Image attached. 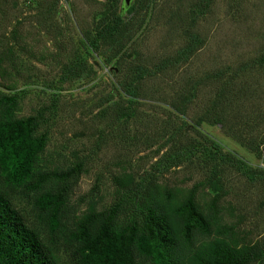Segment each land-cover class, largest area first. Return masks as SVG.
Returning <instances> with one entry per match:
<instances>
[{"label":"trees","instance_id":"16d2710c","mask_svg":"<svg viewBox=\"0 0 264 264\" xmlns=\"http://www.w3.org/2000/svg\"><path fill=\"white\" fill-rule=\"evenodd\" d=\"M211 1L194 0L183 15L172 11L167 19L179 16L180 43L168 52L149 55L136 47L140 42L137 31L151 12V0L123 1L118 10L107 0L91 28L82 32L83 50L79 47L63 64L59 82L93 72L85 53L95 52L112 64L120 90L113 86L104 94L97 114L110 131L117 126L125 132L133 126L126 139L136 140L153 158L141 170L120 166L110 177L115 193L106 205L97 207L91 198L84 208L73 207L69 194L83 170L82 160L64 167H43L39 156L48 142L43 127L47 109L39 106L17 116L19 92L0 91V264H264V236L252 238L239 221H226L222 215L223 210L234 215L232 202L226 199L229 172L237 171L263 185L264 167L249 166L196 128L202 121L224 125L219 107L229 98L221 99L213 87L228 70L188 74L182 70L178 78L171 77L202 46L204 38L196 23ZM11 34L15 36V30ZM18 44L25 51V44ZM11 55V46L0 54L1 78L10 75L3 62ZM263 63L264 53L240 69ZM229 81L228 71L222 86ZM170 83L174 90V86L168 89ZM14 86L13 82L4 84L9 90ZM204 87L208 92L212 89L213 96L206 95L205 109L189 125L183 116ZM144 98H156L163 103L161 107L171 110H165L164 117L149 116L140 110ZM230 129L227 126L226 131ZM190 130L194 135H189ZM262 131L235 137L257 152L264 139ZM184 165L200 175L189 186L161 179L171 168ZM17 189L31 202L35 220L14 201Z\"/></svg>","mask_w":264,"mask_h":264},{"label":"rangeland","instance_id":"374dc122","mask_svg":"<svg viewBox=\"0 0 264 264\" xmlns=\"http://www.w3.org/2000/svg\"><path fill=\"white\" fill-rule=\"evenodd\" d=\"M193 1L151 0V12L137 31L140 42L136 49L156 55L178 45L179 16L173 14L171 20L167 18L172 11L183 15ZM109 2L118 10L123 0ZM133 2L130 0L129 4ZM105 5L107 0H0V54L5 53L7 46L13 50V55L3 62L10 75L0 77V91L19 92L17 116L39 106L47 109L43 127L47 129L48 142L39 156L43 167H64L76 159L82 160L83 170L69 194L75 209L84 208L91 198L97 201V207L110 203L115 193L111 175L125 164L141 170L153 160L148 149H141L134 139H126L133 133V126H128L125 132L117 126L110 131L106 120L97 114V104L104 94L113 90V86L120 90L112 64L105 63L95 52L85 53L86 64L92 66L93 72L78 80L58 81L63 64L79 51L82 32L91 28L95 14ZM196 27L204 42L171 77L178 78L182 70L185 74L216 68L229 71L228 86H222L226 71L213 87L220 91L221 99L229 98L219 107L224 125L202 121L196 128L249 166H259V162L264 163L259 144L256 152L240 144L235 136L264 132V63L240 69L264 53V0H212L204 15L197 19ZM21 42L25 51L18 48ZM11 82L15 85L13 89L4 87ZM170 85L168 89L176 88ZM207 88H202L187 106L183 119L189 125L205 109L202 101L206 95L213 96L212 89L208 92ZM144 101L140 110L149 116L164 117L171 110L161 107L163 103L156 98H144ZM227 126L230 132L226 131ZM188 133L194 135L191 130ZM227 176L230 193L226 199L232 202L234 215L223 210V219L239 221L240 228L249 231L252 238L263 237L264 184L247 180L237 171ZM199 177L184 165L171 168L161 179L171 185L189 186ZM204 189L214 191L212 187ZM13 196L25 215L35 220L25 193L17 189Z\"/></svg>","mask_w":264,"mask_h":264},{"label":"built area","instance_id":"2783aa9c","mask_svg":"<svg viewBox=\"0 0 264 264\" xmlns=\"http://www.w3.org/2000/svg\"><path fill=\"white\" fill-rule=\"evenodd\" d=\"M259 150H260L262 156H264V139L261 140V142L259 143ZM258 165L261 167H264V163L262 161L259 162Z\"/></svg>","mask_w":264,"mask_h":264},{"label":"water","instance_id":"95a60500","mask_svg":"<svg viewBox=\"0 0 264 264\" xmlns=\"http://www.w3.org/2000/svg\"><path fill=\"white\" fill-rule=\"evenodd\" d=\"M125 4H128L130 0H123Z\"/></svg>","mask_w":264,"mask_h":264}]
</instances>
